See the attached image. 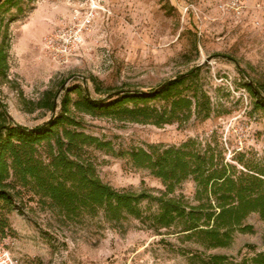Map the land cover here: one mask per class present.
I'll use <instances>...</instances> for the list:
<instances>
[{
  "label": "rangeland",
  "instance_id": "1",
  "mask_svg": "<svg viewBox=\"0 0 264 264\" xmlns=\"http://www.w3.org/2000/svg\"><path fill=\"white\" fill-rule=\"evenodd\" d=\"M91 5L95 17L83 45L67 63L54 60L43 50L44 38ZM22 7L6 33L0 104L23 126L51 117L52 111L37 107L48 90L55 94L57 113L65 91L76 84L94 97L100 96L95 85L102 91L147 90L205 63L202 75L213 105L206 120L159 127L80 115L86 132L112 144L111 152L87 149L103 182L159 194L162 182L134 168L126 152L190 138L239 168L241 155L249 164L264 165V113L252 109L245 88L252 81L264 93V0H33ZM13 13L0 12L1 28ZM194 191L188 179L176 194L192 199ZM16 202L11 212L0 211L9 222L0 247L16 264H202L209 255L226 256L222 264H255L253 258L264 252V220L256 213L246 219L253 233H236L229 246L205 250L172 228L156 233L132 216L119 222L107 221L102 212L65 218L27 190ZM141 207L145 214L156 208L147 201Z\"/></svg>",
  "mask_w": 264,
  "mask_h": 264
},
{
  "label": "trees",
  "instance_id": "2",
  "mask_svg": "<svg viewBox=\"0 0 264 264\" xmlns=\"http://www.w3.org/2000/svg\"><path fill=\"white\" fill-rule=\"evenodd\" d=\"M32 1L0 0V12L15 9L0 27L1 77H6L9 22L23 12L24 3ZM203 67L205 63L195 65L147 90L102 91L95 85L98 97L76 84L65 91L57 113L55 94L48 90L37 107L52 111V115L34 127L15 123L6 106L0 104V211L11 212L17 197L27 190L41 203L57 208L65 218L102 212L107 221L119 222L132 216L143 220L156 233L172 228L205 250L229 246L236 233H253L254 227L246 219L256 213L264 220V165L249 164L241 155L237 159L239 168L211 145L203 146L194 138L179 145L133 148L126 152L131 165L149 170L164 186L159 194H154L117 189L103 182L87 153L90 147L107 152L113 147L109 141L86 132L80 115L159 127L208 119L213 105L204 85ZM245 88L252 97V109L264 113L262 86L248 81ZM188 179L195 184L192 199L176 194ZM144 201L156 208L145 214L141 207ZM8 226V218L2 214L0 233L4 234ZM225 259L224 255H209L202 264H222ZM253 262L264 264V252Z\"/></svg>",
  "mask_w": 264,
  "mask_h": 264
},
{
  "label": "built area",
  "instance_id": "3",
  "mask_svg": "<svg viewBox=\"0 0 264 264\" xmlns=\"http://www.w3.org/2000/svg\"><path fill=\"white\" fill-rule=\"evenodd\" d=\"M96 5L89 10L75 11L72 21L54 28L43 42V50L61 63H67L70 57L83 45L84 32L91 26L95 17ZM0 264H16L8 251L0 247Z\"/></svg>",
  "mask_w": 264,
  "mask_h": 264
}]
</instances>
